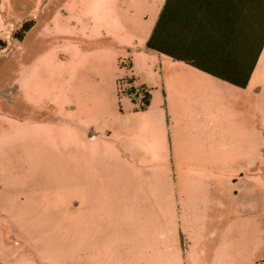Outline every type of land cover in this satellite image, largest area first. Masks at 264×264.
Listing matches in <instances>:
<instances>
[{
    "label": "rangeland",
    "instance_id": "obj_1",
    "mask_svg": "<svg viewBox=\"0 0 264 264\" xmlns=\"http://www.w3.org/2000/svg\"><path fill=\"white\" fill-rule=\"evenodd\" d=\"M29 1L4 0L13 17L0 35L7 44L0 47V90L17 86L11 104L0 101V264H88L75 245L61 244L77 222L62 216L68 201L60 200L61 182L49 179L55 164L34 165L48 161L45 136L72 129L65 120L92 122L114 136L181 133L190 139L179 141L183 156L203 155L212 134L227 146L230 180L216 187L213 208L194 217L195 240L180 241L178 264H264V69L247 90L224 85L219 99L185 100L182 116H171L167 104L179 107L181 99L170 95L168 67L146 52L162 0H100L96 12L92 0H32L33 8ZM27 14L36 26L19 42L12 35ZM140 87L151 95L145 111ZM36 204L37 216L27 211ZM130 210L120 211L118 228L132 223Z\"/></svg>",
    "mask_w": 264,
    "mask_h": 264
},
{
    "label": "crops",
    "instance_id": "obj_2",
    "mask_svg": "<svg viewBox=\"0 0 264 264\" xmlns=\"http://www.w3.org/2000/svg\"><path fill=\"white\" fill-rule=\"evenodd\" d=\"M162 1L161 12L165 6V0ZM175 2L176 19L171 25L168 22L166 33L173 37L170 40L168 36V41L176 43L184 29L181 23L191 6L197 15L205 11L209 23L217 27V32L228 31L231 26L238 29L242 26L244 33L248 23L254 25L258 21L260 24L256 11L263 8L264 0ZM29 3V7L33 8V1ZM102 5L100 0H92L89 8L96 12ZM30 15L33 14H27L16 25L21 26ZM12 17L11 9L5 6L4 0H0V35ZM178 19L180 23H177ZM9 26L14 32L15 26ZM35 26L33 21V27L26 35ZM146 52L161 58L164 67H168L166 80L170 95L178 102L181 99L179 107L167 104L171 116H182L181 104L185 100L219 99L218 93L224 85L247 90L258 70L264 69L263 46L247 86L239 89L168 56L152 53L147 48ZM6 87L11 88L7 85L2 89ZM16 89L17 86H14L13 91L7 94L8 100L0 97V101L11 104ZM256 91L260 92L261 88ZM167 97H170L169 94ZM28 100L33 105V97ZM150 102L151 95L149 105ZM26 121L33 128V117ZM64 123L72 129H67L66 133H51L44 138L42 156L48 160L47 163H34L36 168L54 167L55 164L57 172L49 179L61 182L64 197L60 200L68 201L62 216L77 222V230L70 231L71 228L66 231L67 235L74 237L61 243L62 246L68 249L75 245L81 260L88 264H97L103 259L104 262L118 261L121 264H178L181 259L178 251L180 241L186 240L192 245L195 240L200 220L194 221V217L213 208L216 187L220 189L230 180L227 146L223 142H214V136L207 133L203 155L183 156L179 141L183 138L188 143L190 139L181 133H125V136H114L102 132L92 122L65 120ZM91 126L93 128L89 129ZM217 204L222 206L218 199ZM127 207L131 209L133 219L136 214V224L132 219V223L118 228L117 216ZM41 209L38 204L27 205V211L35 210L36 216L41 214ZM0 210L6 213L5 209ZM183 234L184 238H181ZM128 247L132 248L127 251ZM136 255L139 259L133 261Z\"/></svg>",
    "mask_w": 264,
    "mask_h": 264
},
{
    "label": "trees",
    "instance_id": "obj_3",
    "mask_svg": "<svg viewBox=\"0 0 264 264\" xmlns=\"http://www.w3.org/2000/svg\"><path fill=\"white\" fill-rule=\"evenodd\" d=\"M175 1L165 0V6L146 43L147 50L183 62L225 83L244 89L264 46V3L263 8L256 11L260 24L257 20V24L248 23L244 33L242 26L239 29L231 26L228 31L217 32V27L209 23L205 11L197 15V11L191 6L181 23L184 29L177 37L179 42L175 43L168 41L169 35L166 33L168 22L171 25L176 19ZM177 23H180L179 19ZM32 27L33 21H26L12 37L20 42ZM169 38L171 40L172 35ZM0 47L5 49L7 44L0 41ZM129 83L132 84L133 79H129ZM138 92L142 95L140 109L143 110L149 105L150 94L144 87H140ZM127 94L134 97L136 88L131 86Z\"/></svg>",
    "mask_w": 264,
    "mask_h": 264
},
{
    "label": "water",
    "instance_id": "obj_4",
    "mask_svg": "<svg viewBox=\"0 0 264 264\" xmlns=\"http://www.w3.org/2000/svg\"><path fill=\"white\" fill-rule=\"evenodd\" d=\"M12 91H13V88H7L6 87L0 91V97L8 100L9 98H8L7 94L12 92Z\"/></svg>",
    "mask_w": 264,
    "mask_h": 264
}]
</instances>
